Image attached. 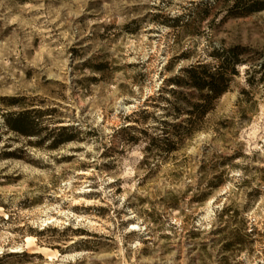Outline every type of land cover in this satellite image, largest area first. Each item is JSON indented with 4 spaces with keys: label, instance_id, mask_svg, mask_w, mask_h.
<instances>
[{
    "label": "rangeland",
    "instance_id": "1",
    "mask_svg": "<svg viewBox=\"0 0 264 264\" xmlns=\"http://www.w3.org/2000/svg\"><path fill=\"white\" fill-rule=\"evenodd\" d=\"M235 4L0 0V264H264V10Z\"/></svg>",
    "mask_w": 264,
    "mask_h": 264
},
{
    "label": "trees",
    "instance_id": "2",
    "mask_svg": "<svg viewBox=\"0 0 264 264\" xmlns=\"http://www.w3.org/2000/svg\"><path fill=\"white\" fill-rule=\"evenodd\" d=\"M235 5L236 7L241 5L240 7H242L247 14L264 10V0H236ZM233 54L235 59L232 58L228 61V58L223 59L220 57L219 60L222 61V65L227 64V67H225L226 69L232 73H236V65L239 64L237 59L238 52L235 50ZM184 73L186 85L199 91L207 90L210 93L207 96L209 99L220 98L228 90V85H226L223 73L212 72L205 65L185 70ZM182 82L181 79L173 81L177 86H181Z\"/></svg>",
    "mask_w": 264,
    "mask_h": 264
},
{
    "label": "bare ground",
    "instance_id": "3",
    "mask_svg": "<svg viewBox=\"0 0 264 264\" xmlns=\"http://www.w3.org/2000/svg\"><path fill=\"white\" fill-rule=\"evenodd\" d=\"M83 202L87 203V206H86V207L91 206V202H89V201H85L84 199H81V200H74L73 207H79V206L82 205ZM66 215H67V218H68V219L73 218V216H74V215L72 216L71 214H66ZM77 218H78V217H77ZM51 220H52V222H56V221H57L56 219L54 220V218H51ZM80 239H81V238H80ZM20 251H22V249H21Z\"/></svg>",
    "mask_w": 264,
    "mask_h": 264
}]
</instances>
